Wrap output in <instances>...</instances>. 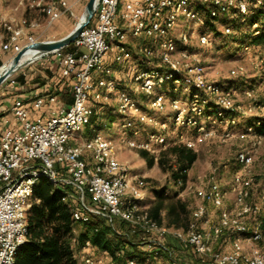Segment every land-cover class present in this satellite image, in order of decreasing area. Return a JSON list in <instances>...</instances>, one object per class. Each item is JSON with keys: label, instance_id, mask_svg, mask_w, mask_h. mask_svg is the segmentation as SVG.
I'll list each match as a JSON object with an SVG mask.
<instances>
[{"label": "built area", "instance_id": "1", "mask_svg": "<svg viewBox=\"0 0 264 264\" xmlns=\"http://www.w3.org/2000/svg\"><path fill=\"white\" fill-rule=\"evenodd\" d=\"M86 1L29 0L28 8L43 14V21L23 16L0 22V69L27 43L52 38L48 29L64 15L78 19L75 5ZM257 7L264 8V0H125L123 10L121 0H99L93 18L72 46L45 56L53 57L59 79L70 84L71 102H63L56 88L29 100L20 95L8 103L0 100V113L7 110L13 116L6 117L9 125L0 131V264H16L17 252L28 239L30 200L43 178L63 189L62 199L70 201L75 221L89 222L93 214L103 215L117 236L114 252L98 250L87 240L76 253L75 264H122L116 257L125 258L127 264H264L260 245L264 188L260 201H249L255 145L242 146L236 154L240 169L232 184L235 208L223 207L227 191L211 175L206 185L196 189L201 201L186 227L150 215V206L141 202L146 177L133 174L119 154L124 144L152 150L154 144L168 139L167 120L147 112L136 92L149 96V105L156 111L169 103L175 127L195 130V136L180 134L178 141L188 147L196 148L218 135L213 124L223 127V141L238 137L260 143L254 127L234 131L238 113H244L236 102V90L209 77L202 54L189 46L193 36L200 45L209 46L216 40V30L235 33V22L246 23ZM253 27L258 34V22ZM245 71L244 64L238 63L230 74ZM5 82L16 87L17 76L12 74ZM168 87L186 97L168 99L164 90ZM112 100L125 131L137 135L145 125L159 129L140 142L133 137H108L110 122L96 125L92 118L98 103ZM33 110L39 113L32 115ZM87 128L91 135L83 139ZM74 139L81 141L74 143ZM184 184L183 179L178 181ZM192 187L188 179L184 190ZM206 203L221 209L217 222H208ZM119 237L126 238L123 244Z\"/></svg>", "mask_w": 264, "mask_h": 264}, {"label": "rangeland", "instance_id": "2", "mask_svg": "<svg viewBox=\"0 0 264 264\" xmlns=\"http://www.w3.org/2000/svg\"><path fill=\"white\" fill-rule=\"evenodd\" d=\"M14 1L15 0H4V3L13 4ZM124 8L125 0H121V9L123 10ZM82 10L78 13L79 15ZM69 18L70 19L66 24L67 29L63 26L56 27V29H54V25L48 29V33L52 38L62 36L64 32L71 29L77 21V18ZM38 19L43 21V14L38 15ZM183 22V19L179 21V30L183 28ZM235 26V33L233 34L226 35L219 30L218 35L216 34V40L209 46L200 45L196 36L192 37V42L189 46L198 50L202 54L203 60L207 65L209 77L218 80L221 84L228 88L236 90V102L241 106V111L244 113H238V121L234 126V131H241L254 127L253 129L260 134L261 139L260 143L257 144H255V140L253 138L240 139L238 137H233L227 141H223L222 138H220L223 132V127L213 124V126L217 129L218 135L216 134L214 137H211L204 143L196 146L198 159L188 173V179L190 183H193V187L183 190V195L180 193L177 195V197H183L191 201L192 210H194L198 202L201 201L196 191L197 187L206 185V182L211 175H215L219 178L224 189L227 191L223 207L230 211L235 208L236 194L232 189V184L234 174L240 169H238L239 164L236 160V154L237 151L245 145H255L254 148L256 155V161L253 165L254 182L249 201H260L261 192L264 188V104L261 103V97L264 94V39L260 41H253L256 37L254 31L252 32V30L246 25H242L241 27H238L237 25ZM203 30L204 29H199V31ZM250 30L252 34L248 33ZM246 46H249V48L247 49ZM135 57L138 58L139 56L136 54ZM35 61H39V59ZM34 63L35 62L33 61L25 65L24 68L20 70L18 69L14 73V76H18L22 70L28 72L27 74L30 75L31 72L29 69L32 65H34ZM238 63L244 64L246 68L245 73L242 75L230 74V69ZM120 68L123 69L121 66ZM35 78L36 77L31 74L29 81L35 82ZM15 90L16 87H10L6 84V82H4L0 86V94L2 93V96L0 95V100L2 98H10ZM164 90H167L168 99L174 96L186 97L184 92L175 91L171 87L166 89L164 88ZM248 90L252 91V94L247 93ZM136 95L147 112L158 116L160 119L167 120L168 126L166 134L169 139L177 138V135L179 136L180 134L190 135L193 132V130L187 127L181 130L175 127L172 120L173 110L169 103L166 104L164 110L156 111L149 105V96L141 92H136ZM98 116L100 121L108 120L111 124L110 130L107 132V136L120 140H122L123 137H133L140 142L145 140L148 132L159 129L157 126L145 125L142 131L137 135H133L131 131H125L124 128H121L122 118L117 111V103L115 100H112L111 103L104 104L103 107H100ZM88 131L90 132L91 129H88ZM83 133L86 135L87 130ZM193 133L195 136V130ZM170 144V140L162 145L154 144L152 146V150L143 147H131L124 144L119 151L121 160L125 162L131 172L133 174L143 175L147 179L146 196L144 200L141 201L145 205H150L151 201H155L157 199L156 189H160L168 185L169 195L175 194V191L178 190L177 186L174 185L169 172L159 163L161 152ZM144 150L148 151L149 154L145 155L143 152ZM153 156L155 157V162L151 164L149 161ZM30 203H32V198ZM207 205L209 206V214L207 216L209 218L208 222H217L221 209L215 208L211 203H208ZM260 245L264 247V239L260 242ZM152 264H158V262H154Z\"/></svg>", "mask_w": 264, "mask_h": 264}, {"label": "trees", "instance_id": "3", "mask_svg": "<svg viewBox=\"0 0 264 264\" xmlns=\"http://www.w3.org/2000/svg\"><path fill=\"white\" fill-rule=\"evenodd\" d=\"M255 22H258L260 31L255 35L253 41H260L264 39V8L257 7L255 13L250 15L246 23L236 21L235 25L238 27L246 25L253 32L255 31L253 28ZM251 30L248 32L249 34H252ZM216 33L218 34L219 31L216 30ZM72 44L65 46L64 49L70 48ZM1 64L2 61H0ZM19 75L17 79H19ZM70 92L71 90L68 93ZM261 103L264 104V94L261 97ZM103 106L102 103L95 106L92 120L96 125L100 121L99 108ZM88 129H86L87 137L90 134ZM179 137L180 135H177V138L167 139L171 144L161 152L159 158L160 165L169 172L178 190L175 191V194L169 195L168 185L156 189L157 199L151 204L149 211L150 215L160 222L186 227L192 218V203L188 199L177 197V195L186 187L189 170L198 159V152L196 148L179 142ZM143 152L145 155L149 154L146 150ZM149 162L154 163L155 157H151ZM180 179L184 180V185H178ZM62 196L63 189L44 178L36 184L32 203L28 210V239L17 252L16 264H75L76 253L87 240H91L98 250L115 251L113 241L117 236L113 234V228L107 222L106 217L93 214L89 222L75 221L70 201H64ZM119 239L123 244L126 238L119 237ZM193 259L194 263H198L196 255ZM116 260L127 264L123 257H116Z\"/></svg>", "mask_w": 264, "mask_h": 264}, {"label": "crops", "instance_id": "4", "mask_svg": "<svg viewBox=\"0 0 264 264\" xmlns=\"http://www.w3.org/2000/svg\"><path fill=\"white\" fill-rule=\"evenodd\" d=\"M28 1L29 0H15L13 2V4H7L4 3V0H0V22H2L3 20H13V21H17L18 19H20L23 16H29L31 18H38V15H40L41 13L37 10H33L28 8ZM85 2H81L75 5V10L77 13H80V11L82 9H84L85 7ZM83 12V10H82ZM81 12V13H82ZM81 15V14H80ZM69 17H72L70 15H64L59 21H56L53 25H54V29H56V27H61L63 26L64 28L67 29V22L69 21ZM45 17L43 16V19ZM64 23V24H62ZM75 24V23H74ZM52 25V26H53ZM74 26V25H73ZM73 26L71 27V29L73 28ZM71 29H69L67 32H64L63 35H65L66 33H68ZM60 37V36H59ZM1 43V40H0ZM135 61V60H133ZM34 65H32L30 67V72L32 75H34L36 78V80H34L35 82H30L29 81V77L30 75H28L26 71H20V75H19V79H18V85L16 86V90L14 93H12L10 98H2L1 100L4 103H8L9 101H11L12 97L14 95H20L25 97L26 100H29L31 97H33L35 94L39 93V92H43L46 90H50L53 88H56L57 91L59 92L60 95V99L65 102V103H69L71 102V92H69L70 88V84L66 83V81L64 80H60L58 77V67H57V63L56 61L53 59V57H44L42 59H39V61H34ZM24 68V67H23ZM68 91V92H67ZM2 96V93L0 94ZM46 109V107H45ZM39 113V111L33 110L32 111V115H35ZM9 117L11 119H13V116L11 113H9L7 110H4L2 113H0V131L3 130L6 126H8L9 124L7 123L6 119ZM82 138H88L91 133L89 134V136L87 137L86 135H84V133L82 134ZM81 139H74L73 142L74 143H78L80 142ZM181 195L184 194V191L180 192ZM154 202L151 201L150 203L152 204ZM150 204V205H151ZM148 205V206H150ZM209 214V213H208Z\"/></svg>", "mask_w": 264, "mask_h": 264}, {"label": "water", "instance_id": "5", "mask_svg": "<svg viewBox=\"0 0 264 264\" xmlns=\"http://www.w3.org/2000/svg\"><path fill=\"white\" fill-rule=\"evenodd\" d=\"M99 5V0H87L83 12L75 22L73 28L63 36L46 38L37 40L35 42L27 43L24 47L18 51L13 57H11L5 67L0 69V86L8 79V77L14 74L21 67L48 56L56 50L72 43L82 32L83 28L89 24L93 18ZM32 52L33 56L23 59L24 56Z\"/></svg>", "mask_w": 264, "mask_h": 264}, {"label": "bare ground", "instance_id": "6", "mask_svg": "<svg viewBox=\"0 0 264 264\" xmlns=\"http://www.w3.org/2000/svg\"><path fill=\"white\" fill-rule=\"evenodd\" d=\"M33 56V53L32 52H28L23 59H27L28 57H31ZM5 66H2V68H4Z\"/></svg>", "mask_w": 264, "mask_h": 264}]
</instances>
